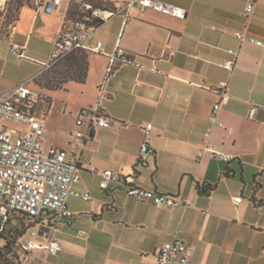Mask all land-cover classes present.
<instances>
[{"label": "crops", "instance_id": "crops-1", "mask_svg": "<svg viewBox=\"0 0 264 264\" xmlns=\"http://www.w3.org/2000/svg\"><path fill=\"white\" fill-rule=\"evenodd\" d=\"M48 1L23 4L0 33V95L44 72L42 63L70 2L62 0L47 12ZM105 1L113 6L121 0ZM161 1L185 9V17L136 8L127 17L115 15L88 40L89 45L101 41L104 53L80 50L87 55L84 82L67 80L54 90L36 86L44 97L38 108L47 110L42 145L78 155L80 181L74 189L91 198L68 196L72 216L57 223L58 252L35 248L16 254V264H155L158 249L174 238L192 248L195 264H264V0H254L249 17L244 8L250 0ZM5 3L0 0V31ZM250 37L262 44L249 42ZM11 43L21 47L23 57L10 51ZM117 46L132 63L119 64L107 75L108 54ZM232 58V70L221 66ZM223 81L227 98L222 101ZM28 85L34 89L35 81ZM56 92L78 99L74 105L61 101L59 117L52 110ZM96 101L109 125L95 127L93 136L75 148L69 143L76 114ZM218 101L222 125L212 127L209 141L232 158L225 162L205 152L197 160ZM251 103L258 108L249 117ZM67 107L73 112L65 116ZM148 123L152 155L141 159ZM89 166L117 171L127 184L174 195L180 204L157 206L115 185L102 191ZM52 232L33 226L25 237L45 244Z\"/></svg>", "mask_w": 264, "mask_h": 264}, {"label": "built area", "instance_id": "built-area-1", "mask_svg": "<svg viewBox=\"0 0 264 264\" xmlns=\"http://www.w3.org/2000/svg\"><path fill=\"white\" fill-rule=\"evenodd\" d=\"M62 0H49L52 5H58ZM254 0L247 2L244 15L249 17L253 12ZM86 14L81 20L66 19L61 31L55 40L49 54V59L42 63V72L56 66L69 54L85 50L94 53H104L101 41H95L92 45L88 40L99 26L93 23L94 19L100 21L108 20L115 15L127 17L134 8L139 10L150 9L175 18H184L185 9L161 0H121L109 8L90 9L85 4ZM235 35L244 40L242 32ZM251 43L261 45L259 39L250 37ZM10 51L19 57H23L21 47L16 43L10 44ZM236 55L235 51L228 50ZM123 63H132L123 49L116 47L113 53L108 54L106 73L109 75L115 67ZM235 58L225 60L221 66L232 70ZM39 74L27 81L16 84L9 91L0 95V242L8 230L13 216H26L33 226L46 227L53 232L45 244H38L25 235L19 236L14 244L12 252L16 255L35 248H43L48 254H55L61 248L54 232L58 229L60 220L69 219L72 216L68 208L67 198L73 194L83 200H90L88 192L74 189V185L80 181L81 167L79 157L75 152L56 147L42 145V135L46 126V108L39 109V102L44 97L35 89L29 87V82L34 81ZM226 82L219 83L222 101L227 98L225 91ZM100 96L103 90H99ZM221 101L215 102L208 116L210 126L204 133L201 146L197 151V160L205 152L219 160L228 162L232 155L220 148L213 146L209 141L212 127L221 126L217 118ZM258 106L251 103L248 116L252 117ZM109 121L105 118L99 106V101L78 110L75 119V128L71 133L70 145L82 146L83 142L90 139V130L95 127H106ZM151 124L145 126V138L139 146V157L141 159L152 155L147 136ZM88 170L99 177V188L102 191L109 189L110 185L123 187L125 193L138 200H148L157 206L175 207L180 201L174 195L162 194L141 186L127 184L117 171L110 169L97 170L89 166ZM241 196L235 197L239 202ZM31 226L29 229L33 228ZM31 235H35L32 230ZM79 234H84L80 231ZM1 246V243H0ZM264 257V247L262 249ZM0 264H6L0 261ZM16 264V262H15ZM155 264H195L193 250L182 240L174 238L161 245L155 254Z\"/></svg>", "mask_w": 264, "mask_h": 264}, {"label": "trees", "instance_id": "trees-1", "mask_svg": "<svg viewBox=\"0 0 264 264\" xmlns=\"http://www.w3.org/2000/svg\"><path fill=\"white\" fill-rule=\"evenodd\" d=\"M105 0H82L81 3H73L67 9L66 19L81 20L86 14L85 4L90 5V9L98 8ZM27 2L22 0H6L5 19L3 21L0 33L8 30V27L15 21L19 8ZM111 7V6H110ZM93 23L100 25L102 21L94 19ZM60 68L53 71L52 76H43L44 80L39 81L40 86L50 90L58 89L67 80H75L77 82H84L87 70V55L84 52H73L69 54L63 61H61ZM58 65V64H57ZM42 82V83H40ZM33 226V222L29 221L26 216H19L11 220L8 230L1 238L0 246V261L6 264H15L12 252L16 239L19 236L25 235L27 230Z\"/></svg>", "mask_w": 264, "mask_h": 264}, {"label": "rangeland", "instance_id": "rangeland-1", "mask_svg": "<svg viewBox=\"0 0 264 264\" xmlns=\"http://www.w3.org/2000/svg\"><path fill=\"white\" fill-rule=\"evenodd\" d=\"M22 1L27 2V3H33V2H34V0H22ZM73 3H76V2L70 0L69 5H68V8L71 7V5H72ZM83 7H84V6H83ZM109 7H110V5H109L107 2H104V3L101 4V6H100L99 8H109ZM60 67H61V64H58V65H56V66H54V67H52V68H49V69L45 70V71L41 74V76H39L38 78L34 79V81H35L34 89H35L36 91H39L38 88H37L36 86H39V85H38V84H39V81H43V80H44L43 76H44L45 74H47V76H52V75H53V71H54L55 69H57V68H60ZM40 83H42V82H40ZM39 92H40V91H39ZM52 97H53V100H55V105L52 107V110H53V113H55V114L57 115V117L60 116L59 111H60V109L63 107L61 101H63V100H68V101H69L71 104H73V105L76 104V103L78 102V99H77L76 97H73L72 99H71V98H66L65 95L63 94V92H56L55 94H52ZM45 99H46V98H45ZM47 99H48V98H47ZM47 99H46V100H47ZM48 101H49V100H48ZM46 102H47V101H46ZM47 103H48V102H47ZM69 112H73V111H71V109H70L69 107H67V108H66V114H65V116H67V115L69 114ZM71 114L73 115V113H71ZM65 120H66V118H65ZM65 120H64V122H67V120H66V121H65ZM13 217L16 218V217H19V216L14 215Z\"/></svg>", "mask_w": 264, "mask_h": 264}, {"label": "water", "instance_id": "water-1", "mask_svg": "<svg viewBox=\"0 0 264 264\" xmlns=\"http://www.w3.org/2000/svg\"><path fill=\"white\" fill-rule=\"evenodd\" d=\"M52 8H53V5H52L51 2H47V3L45 4V6H44V10L47 11V12H50V11L52 10ZM93 133H94V128H92V129L90 130V137L93 136Z\"/></svg>", "mask_w": 264, "mask_h": 264}]
</instances>
